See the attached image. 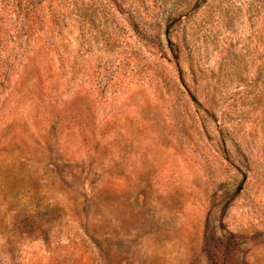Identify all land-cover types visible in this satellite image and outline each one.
<instances>
[{"label":"rangeland","instance_id":"374dc122","mask_svg":"<svg viewBox=\"0 0 264 264\" xmlns=\"http://www.w3.org/2000/svg\"><path fill=\"white\" fill-rule=\"evenodd\" d=\"M0 264H264V0H0Z\"/></svg>","mask_w":264,"mask_h":264}]
</instances>
